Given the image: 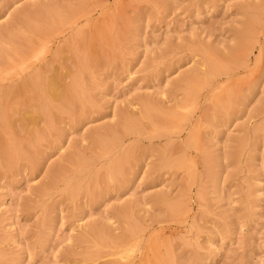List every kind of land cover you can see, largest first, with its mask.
<instances>
[{"label":"rangeland","instance_id":"obj_1","mask_svg":"<svg viewBox=\"0 0 264 264\" xmlns=\"http://www.w3.org/2000/svg\"><path fill=\"white\" fill-rule=\"evenodd\" d=\"M0 60L76 89L6 104L0 264H264V0H0Z\"/></svg>","mask_w":264,"mask_h":264},{"label":"bare ground","instance_id":"obj_2","mask_svg":"<svg viewBox=\"0 0 264 264\" xmlns=\"http://www.w3.org/2000/svg\"><path fill=\"white\" fill-rule=\"evenodd\" d=\"M80 5H81V3H80ZM81 7H82V5H81ZM70 10H73V9L71 8ZM70 12L74 15H77V13H79L78 10H73ZM40 29H41V27H39V29H36V28L33 29V27H32L31 32L35 33L37 35V33H42L41 31H43V30L40 31ZM93 50H94V48H93ZM91 51H92V49H91ZM22 53H23V55H25L26 52H24L22 50ZM93 53L94 52H92V54ZM18 54L21 55L19 52H18ZM54 68H56V67H54ZM80 70H82L81 66H80ZM49 72H50V70L48 69V66H44L41 69V71L35 72L34 74H32L30 76V78H28V76H27L26 77L27 79H25V80L22 79V81L20 83H18L17 85H15L13 88H10L8 90H3L0 92V125L7 123V122H4V121H6V117H7L6 104L12 99H15L17 104L20 106H22V105H25L27 107L32 106V107L36 108L37 110L41 111V109L45 110L46 108H49L52 101L55 100V101H58L61 103L66 98H68L71 95H73L74 93H76V89H75L73 84H71V86H70V83H69V85H66L67 83L66 84L62 83V75L61 74L54 72V71L53 72L51 71L50 73ZM75 84H76V82H75ZM78 92H80V91H78ZM11 111H13L15 113V107H13V109H11ZM11 111H9V112H11ZM1 127H3V126H1ZM1 139H2V137H1ZM0 141H2V140H0ZM0 152H2V151H0ZM118 163H120V162L118 161ZM115 168H116V166H115ZM120 240H122V239H120ZM95 257H97L96 253L90 254V256L88 257V260L91 261Z\"/></svg>","mask_w":264,"mask_h":264}]
</instances>
